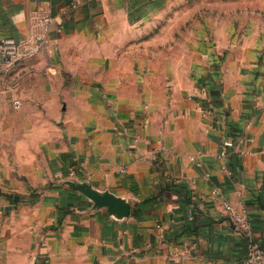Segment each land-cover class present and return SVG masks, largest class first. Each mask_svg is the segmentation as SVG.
<instances>
[{
    "label": "crops",
    "instance_id": "obj_1",
    "mask_svg": "<svg viewBox=\"0 0 264 264\" xmlns=\"http://www.w3.org/2000/svg\"><path fill=\"white\" fill-rule=\"evenodd\" d=\"M172 1L0 0V39L27 53L0 72V264H242L264 247V37L230 31L208 47L203 31L164 59L129 57ZM219 107L247 152L223 162ZM222 201L246 208L248 233Z\"/></svg>",
    "mask_w": 264,
    "mask_h": 264
},
{
    "label": "rangeland",
    "instance_id": "obj_2",
    "mask_svg": "<svg viewBox=\"0 0 264 264\" xmlns=\"http://www.w3.org/2000/svg\"><path fill=\"white\" fill-rule=\"evenodd\" d=\"M140 47L131 53L142 62L150 59L151 49L159 50L158 60L167 55L171 45L175 52L198 43L206 33L208 47L225 32L242 35L250 32L264 37V0H174L162 4L155 16L141 24ZM233 36V35H232ZM261 41H264L261 39Z\"/></svg>",
    "mask_w": 264,
    "mask_h": 264
},
{
    "label": "built area",
    "instance_id": "obj_3",
    "mask_svg": "<svg viewBox=\"0 0 264 264\" xmlns=\"http://www.w3.org/2000/svg\"><path fill=\"white\" fill-rule=\"evenodd\" d=\"M52 18L49 15L38 16L36 18V25L42 30H48ZM27 53L22 48V45L18 44L12 38H2L0 39V72L12 69L15 67L23 58H25ZM14 108H19L20 103L17 100L13 102ZM225 109L219 107L218 113L223 117V124L221 125V137H220V148L217 154V158L222 162L228 158L234 157L236 155H244L247 152L239 149V143L244 138V130H238L233 128L228 124L225 117ZM226 169L225 167H223ZM227 171V170H226ZM215 193H217L215 191ZM221 207L225 213L228 220L234 225L237 232H249V218L246 208L240 204L237 209L232 204L227 201H222ZM193 214H188V219H193ZM164 238L162 234L160 236ZM170 256L177 259H188L191 258L189 253L180 254L174 251L169 253ZM242 264H264V247L258 245H250L246 251V255L243 258Z\"/></svg>",
    "mask_w": 264,
    "mask_h": 264
},
{
    "label": "water",
    "instance_id": "obj_4",
    "mask_svg": "<svg viewBox=\"0 0 264 264\" xmlns=\"http://www.w3.org/2000/svg\"><path fill=\"white\" fill-rule=\"evenodd\" d=\"M65 184L72 190L88 198L96 208H106L110 214H113L118 218L129 215V205L125 201L116 198L111 193L98 192L87 182L78 183L66 181Z\"/></svg>",
    "mask_w": 264,
    "mask_h": 264
}]
</instances>
